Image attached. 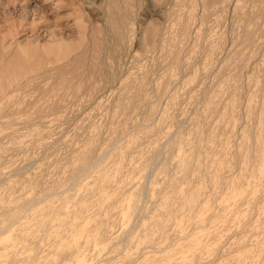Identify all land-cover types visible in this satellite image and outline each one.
Segmentation results:
<instances>
[{
    "label": "rangeland",
    "instance_id": "rangeland-1",
    "mask_svg": "<svg viewBox=\"0 0 264 264\" xmlns=\"http://www.w3.org/2000/svg\"><path fill=\"white\" fill-rule=\"evenodd\" d=\"M107 1L0 0V67L42 64L0 94V264H264V0H163L160 11L130 0L123 17L139 22L126 21L131 33L110 60L116 78L93 80L89 45L107 32ZM148 23L157 40L141 53ZM76 53L86 57L77 77ZM127 73H142L150 93L144 106L125 99L136 108L124 112L116 101ZM70 75L74 92L61 84ZM81 148L92 156L68 173Z\"/></svg>",
    "mask_w": 264,
    "mask_h": 264
},
{
    "label": "bare ground",
    "instance_id": "bare-ground-1",
    "mask_svg": "<svg viewBox=\"0 0 264 264\" xmlns=\"http://www.w3.org/2000/svg\"><path fill=\"white\" fill-rule=\"evenodd\" d=\"M122 3H121V5H118L117 4V1L115 0H108L107 2H108V5H105L107 8L105 9V17H104V20L106 19V21H105V23H106V33L108 34V35H110V37H112L113 38V40H114V42H113V40H111L112 42H109V41H107L108 40V38H106L105 39V37L107 36H105V32H101V33H105L104 34V36L102 35H96V34H94V35H92L93 36V39H92V43H90V47H91V51H92V54H89L90 56L92 55V59L91 60H89L88 62H90V64H89V67H88V69H87V73L89 72V74L91 75V78L93 77V80H97V79H99V77L97 78V79H95L96 78V76L95 75H101V77H111V76H113L114 74H115V70H114V72H113V70H112V68L110 69V67H111V65L112 64H110V62L112 61L111 59L112 58H115V52L118 50V51H120L119 49H120V47L119 46H117V45H119L120 43L122 44V43H124L125 42V40L127 39L126 37H127V35H129L128 33H131L130 31L132 30V28H128V26H127V20L125 21V19L126 18H124L123 17V14H124V11L123 10H127L126 11V13L128 12L129 14H131L132 15V11L133 10H131V12H130V7H131V9H132V7H133V9L135 8L134 7V5H132L131 3H132V1H131V3H129L130 2V0H120ZM136 1H138V0H136ZM142 1V0H141ZM149 1V0H148ZM162 1L163 0H153V3L152 4H154L153 6H154V10L153 11H160V5L162 4ZM172 1V0H171ZM171 1H169V2H171ZM176 0H174L173 2H175ZM184 1H186L187 2V0H184ZM184 1H182V2H184ZM189 1H192V0H189ZM196 1V0H195ZM203 1V0H202ZM201 1V2H202ZM215 1V0H214ZM214 1H212V0H210L209 2H211V3H213ZM216 1H218V0H216ZM215 1V2H216ZM147 2V1H146ZM150 2V4H151V2L152 1H149ZM149 2L148 3H145L144 2V4H146V5H149ZM167 2H168V0H167ZM186 2H184V4L186 3ZM208 3V0H206L205 2H202L203 4L202 5H204V3ZM219 2V1H218ZM141 3V2H140ZM140 3H136V5H140ZM143 3V2H142ZM195 2H193V4H194ZM130 4L132 5V6H130ZM151 4V5H152ZM164 4V3H163ZM169 4V3H168ZM172 4V3H171ZM174 4V3H173ZM172 4V5H173ZM177 4V3H176ZM176 4H174L175 6H176ZM183 4V3H182ZM187 4V3H186ZM191 4V3H190ZM190 4L188 5L187 4V6H189L190 7ZM195 4H197V2L195 3ZM146 5H144V6H146ZM173 5V6H174ZM208 5H212V4H207L206 6H205V8H207V6ZM141 6V5H140ZM150 6V5H149ZM168 6V5H167ZM167 6H165V7H167ZM171 6V5H170ZM174 6V7H175ZM179 7H178V9H181L180 8V6H181V3L178 5ZM185 6V5H184ZM195 6V5H194ZM209 6V7H210ZM137 7V6H136ZM162 7V6H161ZM164 7V6H163ZM164 7V8H165ZM191 7H193V5L191 6ZM190 7V8H191ZM208 7V8H209ZM142 8H144V7H142ZM151 8H153V7H151L150 6V9ZM164 8H162V10H164ZM183 8V7H182ZM188 8V7H187ZM194 8V7H193ZM33 9V8H32ZM137 9H139V7L137 8ZM141 9V8H140ZM139 9V10H140ZM145 9V8H144ZM146 9H148V8H146ZM166 9H168L169 10V7L168 8H166ZM166 9L164 10V11H166ZM171 9H173V10H170V11H168V13L170 12V13H173V12H171V11H176L177 10V8L175 7V8H171ZM174 9H176V10H174ZM184 9H186V6L184 7ZM264 9V8H263ZM263 9H261V11L263 10ZM30 10V9H29ZM189 10V9H188ZM187 10V11H188ZM193 9L191 8V10H190V12H193L192 11ZM143 11V10H142ZM179 11L180 10H178L177 12H175L174 14L176 15L177 13H179ZM182 11V10H181ZM103 13H104V11H102ZM136 12V11H135ZM145 12V11H144ZM150 12H151V10H150ZM162 12V11H161ZM189 12V15H192V13H190ZM263 13L262 14H264V11H262ZM25 13V12H24ZM123 13V14H122ZM137 13V12H136ZM166 13V12H165ZM182 13L183 12H181V15H182ZM260 13V12H259ZM145 14V13H144ZM161 14V13H160ZM160 14H159V16H160ZM174 14H172V16L174 15ZM180 14V13H179ZM185 14V16L184 17H186V15L188 14H186V13H183V15ZM138 15V14H137ZM137 15H135V17L137 16ZM149 15V14H148ZM156 15V14H155ZM166 16H168L167 14H165ZM171 15V14H170ZM174 15V16H175ZM178 15V14H177ZM181 15H180V17H181ZM183 15H182V17H183ZM259 15H261V13L259 14ZM125 16V15H124ZM142 16V15H141ZM152 16V15H151ZM158 16V15H157ZM263 16V15H262ZM149 17H150V15H149ZM261 17V16H260ZM128 18H129V16H128ZM133 18V17H132ZM153 18V17H152ZM178 18H179V16H178ZM189 18H190V16H189ZM130 19V18H129ZM139 19V18H138ZM154 19V18H153ZM155 19H156V17H155ZM160 19H161V16H160ZM181 19H184V18H180V20ZM186 19V18H185ZM188 19V18H187ZM131 20V19H130ZM130 20H128V24H129V21ZM135 20V19H134ZM156 20H158V19H156ZM178 20V22H179V24L182 26V27H180V25H179V27L180 28H182V30L184 29V26L182 25V22H184V20L180 23V21H179V19H177ZM132 21V24L134 25V24H136V23H138L139 22V20H138V22H136V23H134L133 22V20H131ZM137 21V20H136ZM142 22V21H141ZM157 22H159V21H157ZM188 22L189 23H191L190 21H189V19H188ZM104 23V22H103ZM103 23H102V31H103ZM131 23V22H130ZM162 23V22H161ZM161 23H159L160 25H161ZM187 23V22H186ZM143 24V23H142ZM149 24V23H148ZM152 24V23H151ZM130 25V24H129ZM153 25H155V24H153ZM159 25V26H160ZM185 25V24H184ZM188 25V24H187ZM132 26V25H131ZM131 26H129V27H131ZM145 26V25H144ZM148 26H150V24L148 25ZM152 26V25H151ZM144 27L145 29L147 28V30H146V33L144 32L145 31V29L144 30H142V33H145V35H144V37H143V35H142V38L140 39V46L142 47L141 49L139 48V50H141V53L143 52L142 50H145V49H148L149 50V48L152 46V45H154V41H155V39H156V35L158 34V31H159V28L156 30V28H153V27ZM163 26V25H162ZM161 26V27H162ZM189 26V25H188ZM187 26V27H188ZM164 27H166V26H164ZM185 27H186V25H185ZM138 28H141V27H138ZM189 28H190V26H189ZM189 28L187 29V28H185V29H187V30H189ZM248 28V27H247ZM247 28H245V35H244V33L243 32H241L242 34H243V36H242V38L241 39H239V40H242L243 39V42L245 41V40H249L250 39V36H251V34H253V32H251V34L250 33H248V29ZM257 28H258V26H257ZM129 29H131L130 31H129ZM164 29V28H163ZM251 29H254V27L253 28H251ZM250 29V30H251ZM127 30L129 31V32H127ZM247 30V31H246ZM254 30H256V29H254ZM134 31V30H133ZM132 31V32H133ZM88 32H89V30H88ZM162 32H166L167 33V31H162ZM180 32H184V34L186 35V31H181V29H180ZM250 32V31H249ZM134 33V32H133ZM133 33H132V35H133ZM141 33V32H140ZM164 33H162V34H164ZM165 33V34H166ZM88 34H90V33H88ZM159 34H161L160 32H159ZM181 34H183V33H181ZM250 34V35H249ZM86 35H87V33H86ZM131 35V34H130ZM141 35V34H140ZM88 37H89V35H87ZM167 36L169 37V33L166 35V39H168L167 38ZM109 37V38H110ZM160 37H161V35H160ZM160 37H159V39H160ZM163 37V39L165 38L164 36H162ZM162 37H161V39H162ZM171 37L174 39V36L173 35H171ZM171 37H169L170 39H171ZM182 37H184L183 35H182ZM253 37H254V35H253ZM253 37L251 38V39H253ZM86 38V37H85ZM90 38H91V36H90ZM90 38H89V40H90ZM126 38V39H125ZM129 38V37H128ZM139 38V37H138ZM132 39V38H131ZM130 39V40H131ZM160 39V41H163V40H161ZM165 39V40H166ZM169 39V40H170ZM86 40L87 39H85V41L83 40L82 41V43L83 42H85L86 43ZM139 40V39H138ZM157 40V39H156ZM164 40V41H165ZM91 41V40H90ZM127 41V40H126ZM129 41V40H128ZM167 41V40H166ZM176 41V40H175ZM175 41H173V45H174V42ZM178 41V40H177ZM177 41H176V43H177ZM250 41V40H249ZM251 41H253V40H251ZM251 41H250V43H251ZM240 42V41H239ZM242 41L240 42L241 44L243 43ZM132 42H130V44H131ZM156 43V42H155ZM158 43H160V42H158ZM162 43V42H161ZM169 43V42H168ZM175 43V45L177 46V44ZM245 43H247L246 41L244 42V44ZM84 44V43H83ZM125 44V43H124ZM243 44V45H244ZM248 44H249V42H248ZM92 45V46H91ZM157 45V44H156ZM160 45H162V44H160ZM167 45H169L170 46V48L172 47L171 46V43H169V44H167V42H165V44L163 45V47L161 48L162 49V51H163V48H164V51H165V53H166V48H168L169 46H167ZM245 45H247V44H245ZM84 46V47H83ZM119 48V49H117V47ZM121 46V45H120ZM126 45H124V47H125ZM130 46H132V45H130ZM129 45L127 46V47H130ZM139 46V47H140ZM164 46H166V48L164 47ZM82 47L83 48H85L86 49V45H82ZM89 47V48H90ZM123 47V48H124ZM137 47H138V45H137ZM157 47V46H156ZM155 47V49H157ZM175 47V46H174ZM144 48V49H143ZM169 48V49H170ZM81 49V48H80ZM85 49H83V50H85ZM117 49V50H116ZM152 49V48H151ZM150 49V50H151ZM159 49V48H158ZM167 49V51H169L170 52V50L172 49ZM174 49V48H173ZM237 49V48H236ZM239 49V50H238ZM237 50L240 52V48H238ZM82 50V51H83ZM89 50V49H88ZM129 50V49H128ZM149 50V51H150ZM154 50V49H153ZM175 50V49H174ZM178 50V47H177V49L175 50V52L174 53H176V52H178L177 51ZM76 51V50H75ZM74 51V52H75ZM79 51H81V50H79ZM81 51V52H82ZM87 51V50H86ZM85 51V52H86ZM117 51V52H118ZM147 51V50H146ZM161 51V50H160ZM163 51V52H164ZM172 51V50H171ZM84 52V51H83ZM82 52V54H85V53H83ZM88 52V51H87ZM148 52V51H147ZM162 52V53H163ZM164 53V54H165ZM168 53V52H167ZM174 53H172L173 55H174ZM78 54H79V52H78ZM77 53L76 54H73V56L74 55H76V56H74V59H75V61H74V65L72 66V70L69 68L68 70L69 71H71L70 73L73 75V76H76V75H78L79 73H80V67L82 66L80 63H81V61L83 60V58L85 57V55H83L84 57L82 58V60H81V58H80V56H81V53H80V55H79V58H78V60L76 59V57H78L77 55H78ZM88 54V53H87ZM86 54V55H87ZM118 53H116V55H117ZM144 54V53H143ZM172 54H171V52H170V55L172 56ZM176 55H178L177 57H179V53H177ZM176 55H174L173 56V58L172 59H174V57H176ZM89 57V56H88ZM116 57H118V56H116ZM241 57H244V56H242V54H241ZM73 57H70V62H71V59H72ZM86 58V57H85ZM74 59H72V61L74 60ZM89 59V58H88ZM87 59V60H88ZM116 59V58H115ZM118 59V58H117ZM68 60V61H69ZM81 60V61H80ZM86 60V59H85ZM111 60V61H110ZM114 60V59H113ZM179 61V59H175V61ZM239 60H240V58H239ZM116 62H117V60H115ZM115 61H114V64H116L115 63ZM173 61V60H172ZM171 61V62H172ZM241 62L240 63H243V61L242 60H240ZM70 62H67V63H70ZM85 62V61H84ZM113 62V61H112ZM178 63V62H177ZM73 64V62H71L70 63V65H72ZM83 64V63H82ZM113 64V65H114ZM236 64V63H235ZM244 64H246L245 63V58H244ZM5 63H3L2 65H1V67H0V94L2 95V94H4V93H6L7 91V89L5 88V86H6V83L7 84H12L13 82H15L16 83V81L17 80H19L20 79V76L21 75H24L25 73H27V72H31V71H34V70H37L38 68H41L40 66L42 65V64H40L39 62H37V64H34V65H30L29 67H17V68H11V67H9L7 64L5 65ZM62 65H64V64H62ZM68 65V64H67ZM81 65V66H80ZM117 65V64H116ZM240 65L241 64H239V67H240ZM243 65V64H242ZM241 65V66H242ZM61 66V65H60ZM65 66V65H64ZM83 66H84V64H83ZM225 66V65H224ZM238 65L236 64V67H237ZM244 66V65H243ZM242 66V67H243ZM57 67H59V66H57ZM62 67L63 66H61V70H62ZM113 67V66H112ZM116 66L114 65V67L113 68H115ZM117 67H118V65H117ZM223 67V66H222ZM28 68V69H27ZM60 68V67H59ZM67 68V67H66ZM81 68H83V67H81ZM227 67H225V68H222V69H226ZM241 68V67H240ZM264 69V68H263ZM60 70V71H61ZM110 70H112L111 71V73H110ZM147 70V69H146ZM221 70V69H220ZM83 71H84V68H83ZM83 71H81L82 73H80L79 75H81V74H83ZM116 71H117V68H116ZM119 71V70H118ZM145 71V70H144ZM114 74H113V73ZM147 72V71H146ZM219 72H221V71H219ZM87 73H85V75L87 74ZM237 73V72H236ZM89 74H87V76L86 77H89L90 75ZM105 74H106V76H105ZM112 74V75H111ZM116 74H118V73H116ZM126 74V73H125ZM125 74H123V75H125ZM127 74H129V73H127ZM144 74V73H143ZM149 74V73H148ZM147 73L145 74V77L148 75ZM78 75V76H79ZM89 75V76H88ZM123 75H121V76H123ZM139 75V74H138ZM237 74H235L234 76H236ZM30 76H32V75H30ZM83 76V75H82ZM94 76H95V78H94ZM129 76H131V78L130 79H128L127 80V83L125 84L124 82V80L122 81L123 82V90L124 91H122V90H120V89H122L120 86V88H119V90L122 92L121 93V95L119 96V99H120V101L118 100V101H116L118 104H117V106H122V108H123V106L124 105H126V101H124L125 99H127L128 101H127V103L129 104V102L131 103V106L132 105H134V106H139V105H135V104H133V103H136L135 101H140V100H142V104H143V106H144V104L146 103H143L144 101H143V95L142 94H144V92L143 91H145V94H147L146 93V91L147 90H149L150 88H147V85H145L146 86V88H147V90L145 89L144 90V88H145V86H144V83L146 84V81H148L147 79H146V81L145 82H142L143 81V79L141 80V78H142V76H144V75H142V73H141V77H140V81H138L139 80V76H136V75H133V76H135V77H137L136 79H137V81H136V79H133L132 78V75H128L127 77H129ZM149 76H150V74L148 75V79H149ZM69 77V76H68ZM77 77V76H76ZM84 77V76H83ZM83 77H82V79H83ZM85 77V79H87L86 81H88V79L89 78H86ZM114 77H115V75H114ZM124 77H126V75L124 76ZM144 77V78H145ZM62 78V77H61ZM71 78V75H70V77L69 78H67L66 76H64L62 79L63 80H61V82L59 81L58 83L60 84H64V85H66L67 84V82L69 81L70 82V80L72 81V79H70ZM91 78L89 79L90 81V83H92V84H94L92 81H91ZM116 78V77H115ZM114 78V79H115ZM119 79H121L120 77H118ZM28 78H26V80H27ZM30 79V78H29ZM70 79V80H69ZM79 79H80V77H79ZM78 79V80H79ZM81 79V80H82ZM105 79V78H104ZM107 79V78H106ZM109 79H111V78H109ZM123 79V78H122ZM31 80V79H30ZM78 80H76V81H78ZM100 80V79H99ZM103 80V79H102ZM108 80V79H107ZM28 81V80H27ZM26 81V82H27ZM75 81V80H74ZM106 81V80H105ZM104 81V82H105ZM68 82V83H69ZM79 82V81H78ZM82 82V81H81ZM96 83L97 82H99V81H95ZM102 82V81H101ZM109 82V81H108ZM111 82V81H110ZM121 82V81H120ZM57 83V84H58ZM88 83V82H87ZM89 83V84H90ZM106 83V82H105ZM18 84H20V83H17V85ZM58 84V85H59ZM60 84V85H61ZM70 84V83H69ZM69 84H67L68 85V87H66L65 86V88H68L69 89ZM73 83H71L70 85L71 86H73V85H75L76 84V82L72 85ZM102 84V83H101ZM104 84V83H103ZM121 84V83H120ZM125 84V85H124ZM236 85H238L237 83H235ZM64 85H61V86H63L64 87ZM236 85L234 86V88H232V89H234V93L235 92H237L238 90H237V88H236ZM97 86V85H96ZM231 86V85H230ZM239 86V85H238ZM92 87H95V84L92 86ZM100 88H101V86H99ZM98 87V88H99ZM231 87H233V85L231 86ZM262 87V86H261ZM64 88V89H65ZM73 88V90L75 89V91H76V87L74 88V87H72ZM95 88H97V87H95ZM97 88V89H98ZM102 88H103V86H102ZM106 88V87H105ZM108 88H110V87H108ZM125 88V89H124ZM235 88H236V90L237 91H235ZM239 88H241V87H239ZM67 89V90H68ZM96 89V91H98ZM111 89V88H110ZM231 89V90H232ZM70 90V89H69ZM72 90V89H71ZM70 90V91H71ZM72 90V91H73ZM240 90V89H239ZM261 91L260 92H262L260 95H261V98H263V102H262V105L260 106L263 110V112H264V87L263 88H261L260 89ZM113 90H111L110 92H112ZM119 91V92H120ZM163 91V90H162ZM74 92V91H73ZM148 93H150L149 91H147ZM118 94V93H117ZM236 94V93H235ZM142 96V98H140ZM116 98H117V96H116ZM138 98V99H137ZM145 98H147V97H145ZM144 98V99H145ZM232 98V97H231ZM229 99L230 100V104L228 103V105H229V107H228V109H231V110H233L234 108H236V103H235V105H234V103H233V99ZM118 99V98H117ZM134 99H136V100H134ZM140 99V100H139ZM122 100V101H121ZM132 100H134V102H131ZM211 100V99H210ZM210 100H208V102L210 103V102H212L213 104H214V102L213 101H210ZM99 101V100H98ZM137 101V103L138 104H140L141 105V101H140V103ZM227 102H229V101H227ZM59 103H60V101H59ZM207 103V102H206ZM225 103V102H224ZM225 104H227V103H225ZM116 105V104H115ZM207 105H208V103H207ZM214 105H216V104H214ZM224 105V104H223ZM117 106H116V108H117ZM130 105H127L125 108H124V112H126V110L125 109H128L129 107H131ZM131 107V110H132V108H136V107ZM237 106H238V104H237ZM141 107V106H140ZM209 106H207V108H206V110L207 109H209L211 112H213V109H212V107L210 108H208ZM227 107L225 108V110L227 109ZM138 108V107H137ZM217 108V107H216ZM221 108H223V106L221 107ZM121 109V108H120ZM123 110V109H122ZM209 110H207V111H209ZM224 110V109H223ZM216 111V110H215ZM230 111V110H229ZM234 113V112H233ZM263 114V113H262ZM263 117H264V115H263ZM221 121V120H220ZM230 121H232V120H230ZM222 122V121H221ZM228 122V121H227ZM229 123V122H228ZM222 124V127H223V122L221 123ZM219 125H220V123H219ZM227 125H231V123L230 124H227ZM227 125H225V127L227 126ZM221 126V125H220ZM254 132V131H253ZM255 132H256V130H255ZM261 134H260V136H258L257 137V139H256V146H257V148H259V150H258V154L256 153V158H259V161L261 160V161H264V157H263V154H262V148H263V142H262V140L264 141V139H263V137H262V139H261ZM212 138H214V137H212ZM243 140V139H242ZM245 140V139H244ZM254 143H255V141H254ZM263 143V144H262ZM240 144H241V142H240ZM244 144V143H243ZM252 144H253V141H252ZM262 144V145H261ZM89 145V144H88ZM91 145V144H90ZM89 145V146H90ZM92 146V145H91ZM90 146V147H91ZM242 146H245V145H242ZM85 147V146H84ZM256 148V149H257ZM82 149V148H81ZM80 149V150H81ZM82 150H84V148L82 149ZM91 148L89 149H86V150H84V151H80V156H79V158H81V159H83V161H81V163L80 164H78L80 161V159L79 158H76L79 162H77L76 164H75V166L77 165V167H75L74 165H72L71 167L72 168H70V166H69V168H70V170H69V168L67 169V172L69 171V172H71V174L77 169V171H78V168H82L85 164H84V160H86L90 155H91ZM257 151V150H256ZM78 152H79V150H78ZM79 154H77V156H78ZM92 156V155H91ZM185 155H184V157H182V156H180L179 157V159H178V165H179V167H180V169L181 170H185L186 171V167H187V163H186V161H185ZM257 160V159H256ZM85 163H86V161H85ZM87 164V163H86ZM86 166V165H85ZM85 168V167H84ZM79 170H81V169H79ZM73 171V172H72ZM178 171H179V169H178ZM68 172V173H69ZM76 172V171H75ZM110 182V181H109ZM194 194H195V192H194ZM196 196V195H195ZM33 200V199H32ZM31 200V201H32ZM188 201H192L193 202V200H191L190 198H189V200ZM198 201H199V199H198ZM186 202V201H185ZM191 202V203H192ZM197 202V201H196ZM167 203V202H166ZM191 205V204H190ZM61 206H62V204H61ZM50 211V210H49ZM169 211V210H168ZM44 212V211H43ZM46 212H48V211H46ZM52 213V212H51ZM51 213H50V215H51ZM44 215V214H43ZM46 215V214H45ZM53 215V214H52ZM10 216L8 215V218H9ZM12 217H14L13 215L11 216V219H12ZM49 217H51V216H49ZM14 219V218H13ZM38 219V218H37ZM48 219V218H47ZM156 221H155V223L157 222V219H155ZM38 220H36V222H37ZM71 221V220H70ZM69 221V222H70ZM42 225V224H41ZM4 225L2 224V227H3ZM102 234H103V232H101ZM101 235V234H100ZM102 237H103V235H101ZM146 237H148V236H146ZM149 238V237H148ZM11 242L12 241H10V244H11ZM8 244V243H7ZM9 244V245H10ZM0 247H2V246H0ZM5 247V246H4ZM98 250V249H97ZM163 256V255H162ZM154 258H155V256H154ZM164 258V257H163Z\"/></svg>",
    "mask_w": 264,
    "mask_h": 264
}]
</instances>
